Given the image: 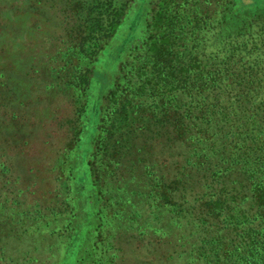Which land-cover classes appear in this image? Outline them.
<instances>
[{"label": "trees", "instance_id": "trees-1", "mask_svg": "<svg viewBox=\"0 0 264 264\" xmlns=\"http://www.w3.org/2000/svg\"><path fill=\"white\" fill-rule=\"evenodd\" d=\"M48 2L0 0V146L8 142L6 122L23 118L18 84L5 75L19 64L20 21ZM135 3L66 1V40L53 56L56 89L73 102L71 134L56 159L66 187L95 65ZM263 6L264 0H148L144 29L100 104L87 158L97 225L82 264H116L121 249L114 241L124 236L151 238L149 247L128 252L153 264H264ZM21 77H29L27 69ZM171 149V166L155 156ZM12 170L0 149V264H56V245L47 240L69 236L75 210L63 232L42 235L46 217L26 203ZM136 177L138 200H124L117 193ZM27 237L32 248L8 253ZM42 240L45 256L35 252Z\"/></svg>", "mask_w": 264, "mask_h": 264}, {"label": "rangeland", "instance_id": "rangeland-1", "mask_svg": "<svg viewBox=\"0 0 264 264\" xmlns=\"http://www.w3.org/2000/svg\"><path fill=\"white\" fill-rule=\"evenodd\" d=\"M66 1L50 0L48 3L39 5L38 10L25 14L21 21L19 20L22 28L18 34V46L15 48L18 57L15 60H19V64L15 70L5 72V75L8 76L7 73H9L10 80L15 77L18 84L17 101H21L22 104L17 106V110L22 113L23 118L17 125L6 122L1 132L5 134L8 142L0 146V149L7 155L13 175L18 177V187L26 189L22 194L26 203L30 206L36 203V209L46 217L49 228L42 230V235H48L53 229L58 230L55 233L60 230L63 232V227L68 224L66 218L70 217L73 209L75 210L73 217L69 219L71 225L69 236L59 238L54 235L47 241L50 247L56 245L53 249L50 248V255L57 252L56 264H82L81 258L93 244L94 229L97 225L96 193L91 185L87 158L97 133L100 104L113 86L119 63L124 60L130 46L144 29L148 0H136L114 38L100 53L88 93L80 141L70 163L71 177L68 187L64 186V179L56 169V159L62 155L71 134L68 121L73 116V102L67 95L68 92L63 93L56 89L59 80L55 70L57 63L53 60L60 46L59 42L66 40L67 26L62 17ZM232 1L248 2L249 0ZM25 69L29 73L27 78L21 77ZM7 96L10 97V95ZM176 154V151L171 149L163 150L162 154L156 153L155 156L171 166L176 159ZM128 183L129 181L117 194L123 195L124 200L126 197L138 200V191L142 189L134 186L135 183H139L138 177ZM55 211H60L61 214L56 217L53 215ZM39 221L38 219L35 222L39 223ZM147 222L151 223L150 217L147 218ZM124 224L126 225L122 221L118 223L121 227H124ZM116 232L113 231V233ZM21 233L18 237H22ZM172 233L177 234L173 231ZM29 237L22 242L16 239L17 246L11 245L8 253L15 251V247L18 252H26L32 248L35 244L29 242ZM126 237L114 241L115 246L121 249L116 264H153L149 256L143 255V259L139 260L135 259L133 253L128 252L129 249H136V246L149 247L151 238L146 236L133 241ZM45 243L46 241L42 240V244H36L35 252L38 255H46ZM29 244L31 245L28 246ZM54 262L55 260L52 264ZM172 262L173 259L167 264ZM177 264L180 263L177 262Z\"/></svg>", "mask_w": 264, "mask_h": 264}]
</instances>
